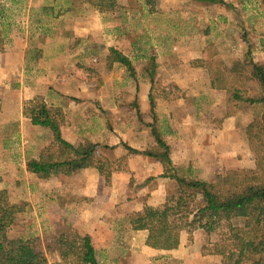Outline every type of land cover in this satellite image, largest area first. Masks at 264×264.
Returning a JSON list of instances; mask_svg holds the SVG:
<instances>
[{"label":"rangeland","instance_id":"1","mask_svg":"<svg viewBox=\"0 0 264 264\" xmlns=\"http://www.w3.org/2000/svg\"><path fill=\"white\" fill-rule=\"evenodd\" d=\"M224 1L225 5L201 0H115L114 13L98 17L95 11L101 0H0V52H25L26 68L30 71L25 74L24 82L37 80L41 85H38L36 97L23 102V116L24 106L31 100L61 110L62 131L67 141L76 147L98 145L96 159L105 170L98 176L107 188L113 189L114 196L120 194L126 198V193L131 196L132 190L139 198L142 187H158L168 194L172 183L167 176L174 174L200 179L189 176L182 167L177 172L173 166H163L161 174L152 176L136 172L141 166L151 170L153 166L146 161H157L142 153L155 150L154 130L166 142L170 137L167 128L175 118L176 124L193 126L195 107L208 109L210 122L203 125L205 132L214 134L212 129L217 119L213 118L217 115L228 117L227 128L232 130L230 156L217 159L216 165L209 163L206 172H200L204 181L219 182L229 170L251 167L254 156L247 146L245 127L262 114L261 107L245 102L228 104L225 92L218 94L216 101L207 90L198 93L197 89L211 82L201 63L208 53H217L222 62L230 66L247 52L249 43L254 61L264 68V0ZM29 7L40 11L44 7L45 15H57V20L70 16V19H77L87 13L90 21L80 30L87 36L76 42L73 39L78 28H69L66 22L40 29L37 15L32 11L29 14ZM68 39L75 44L59 43ZM64 47L75 49L74 53L56 55L65 50ZM111 48L131 60L136 77L127 67L113 61ZM150 55L155 58L153 83L149 82L151 74L147 71L153 66L149 63ZM3 66L5 63L0 59V79L5 77L1 72ZM17 68L12 71V77L8 74V81L4 79L13 88L21 85ZM37 69H48L51 74L48 77L41 74L34 79ZM241 88L247 96L260 91L251 86L250 89ZM150 98L154 101V110ZM16 129L22 132L23 139L13 141L10 151L15 152L22 173L17 172L18 186L7 191L10 202L22 205L24 211L17 215L11 236L39 238L40 247L46 250L61 224V219L56 217L67 212L64 209L67 204L59 206L53 201L49 204V198L77 201L90 196L82 193L88 186L82 184L81 178L89 182L93 179L85 177L82 170L48 180L26 173L23 165L27 170L26 164L33 159L31 157L48 150L56 151L57 147L53 146L52 132L32 125L28 118ZM191 133L197 137V133ZM123 144L132 150L125 149ZM212 160L210 158L209 162ZM131 161L136 168L132 175ZM222 232L226 230L212 236L202 230L183 231L181 246L173 250L176 257L164 255L166 257L158 264H223L217 248L225 241ZM47 259L49 264L60 263L57 254L47 253ZM138 260L131 264H141Z\"/></svg>","mask_w":264,"mask_h":264},{"label":"trees","instance_id":"2","mask_svg":"<svg viewBox=\"0 0 264 264\" xmlns=\"http://www.w3.org/2000/svg\"><path fill=\"white\" fill-rule=\"evenodd\" d=\"M201 1L225 5L224 0ZM97 7L102 13L114 11L115 0H101ZM247 45V52L234 65L224 64L217 53H208L201 63L209 74L212 87L225 91L228 104L245 102L261 107L262 114L245 127L247 146L254 156L253 165L229 170L221 181L215 183L177 174L167 176L172 188L164 208L147 209L143 218L133 221L135 230L148 232L146 245L152 249H177L183 231L202 230L207 236H212L226 230L221 233L225 237L224 243L217 245L223 264H264V68L254 61L251 45ZM110 53L114 62L127 67L136 77L131 60L126 55L115 48H111ZM154 60V56L150 55L149 63L153 65L147 70L151 74L150 83H153ZM242 86L259 88L260 91L247 96V92L241 90ZM150 105L154 110L152 98ZM62 115L61 110L51 108L42 101L31 100L24 106V116L32 125L49 129L54 138L53 146L57 147L56 151L48 150L38 158L28 160L27 171L40 180L71 175L87 168H95L99 174H104L103 164L96 159L98 145L76 147L67 141L62 131ZM153 133L157 146L155 150L143 151V155L156 159L164 167H172L170 146L156 130ZM123 146L131 149L126 144ZM62 199L49 198L48 201L59 206L73 203V200ZM64 209L67 211V206ZM23 211L22 205L10 202L7 190H0V264H49L47 253L57 254L59 264H100L92 238L72 228L76 211L59 213L56 218L61 219V224L52 243L46 245V250L40 247L39 238L11 236L17 215ZM54 211L57 213L56 208Z\"/></svg>","mask_w":264,"mask_h":264},{"label":"crops","instance_id":"3","mask_svg":"<svg viewBox=\"0 0 264 264\" xmlns=\"http://www.w3.org/2000/svg\"><path fill=\"white\" fill-rule=\"evenodd\" d=\"M34 9L29 7L28 13L30 14V11H32V13L37 15V23L41 25L39 26L40 29L54 28L56 22H66L69 28H78L77 36L73 40L77 42L80 38L87 36V34H83L80 31L82 28H86L88 21H90L87 13H84V17L79 16L77 19H70V16L57 20V15H51V17L46 16L44 7L41 11ZM113 13L114 11L102 13L99 9L95 11V14L99 15L98 17ZM72 23L74 25H70ZM73 40L68 39L69 42L62 40L63 42L59 43L65 46L68 43L69 46L71 44L73 45ZM71 48L64 47L65 50L63 51L60 48L62 52L60 51L56 55L74 53L75 49ZM0 59H3V63H5L4 68L1 69L2 75H5V77L0 79V190H9L15 189L18 186L17 180L19 178L17 177V172L22 173L20 163H17L18 161L14 156L15 152H11L10 149H13V141L23 139L21 137L23 135L22 132L16 129L26 119L23 116V102L36 97L38 95L36 93L38 85H41L37 80L31 83L28 81L24 82L25 74L30 71L26 68V62L28 60L25 52L19 50L18 52L10 53L0 52ZM16 67L19 70L17 76L20 77L19 82L21 81V85L13 88L5 80L8 81V74L12 77L11 73ZM41 74L48 77L51 72L48 69L34 70V79L38 78ZM197 89L198 93L207 90V93L212 95L214 97L213 100L216 101V98L219 97L218 94L221 95L222 92H225L214 89L211 82L209 86L199 85ZM30 93H33L34 96H31ZM46 93L49 95L51 90H47ZM202 105L203 103H200V106ZM195 110L196 117L192 120L193 126H185V124L180 123L176 124V118L170 121L167 128L168 136L170 137L166 139V142L171 148L173 168L177 172H179V167L185 168L189 176L203 179L200 172L203 170L206 172L209 163L216 165L217 159L225 158L226 155L227 157L230 156L232 150V130L227 128L228 117L217 115L213 118L217 119V123L214 125L215 128L212 129L214 134H209L208 130L206 133L204 130L205 126L203 125L208 121L210 122L208 109L195 107ZM192 131L197 133L196 138L192 135ZM209 135H213L214 137L212 139L210 137L207 138ZM25 156L23 152V157L25 158ZM38 157L39 155L37 153V155L31 158ZM210 158H213L211 162H209ZM146 162L153 166L151 170L141 166L136 171V168H134L135 163L131 161V175L133 171H136L140 175L148 173L147 175L152 176L161 174V170H164L163 165L157 161ZM23 169L27 173L25 164L23 165ZM81 172L85 177L91 176L93 179L89 182L81 178L82 184H87L88 186L85 192L83 191L82 193L90 196H84V198H79L77 201L73 200L72 204H67L66 210H74L77 212L73 227L79 234L89 235L92 238L100 264H131L136 263L139 258L138 262H141V264H158L161 263V258L166 257L164 255L172 254L176 257L173 254V250L161 251L148 247L146 245L148 232L145 230H135L133 225V221L144 217L147 209L161 210L164 208L167 194L163 190L158 187H151L150 189L142 187L138 195L140 196L139 198H137L136 191L132 190L131 196H128L129 192L126 193V198L120 194L114 196L113 189L106 187V183L98 176L99 173L97 170L87 168L82 169ZM152 172L154 173L152 174ZM20 185L21 183H19ZM183 238L184 233L182 232L180 234V243H182Z\"/></svg>","mask_w":264,"mask_h":264}]
</instances>
